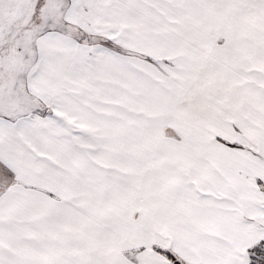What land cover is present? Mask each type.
Instances as JSON below:
<instances>
[{"label":"snow or ice","instance_id":"snow-or-ice-1","mask_svg":"<svg viewBox=\"0 0 264 264\" xmlns=\"http://www.w3.org/2000/svg\"><path fill=\"white\" fill-rule=\"evenodd\" d=\"M0 264H264V0H0Z\"/></svg>","mask_w":264,"mask_h":264}]
</instances>
